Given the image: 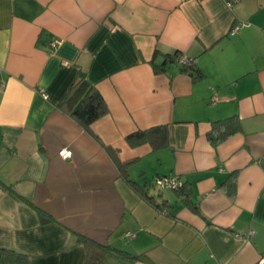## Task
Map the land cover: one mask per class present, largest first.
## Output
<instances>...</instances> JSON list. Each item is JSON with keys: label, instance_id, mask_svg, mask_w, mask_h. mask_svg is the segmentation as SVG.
<instances>
[{"label": "crops", "instance_id": "0c3cea01", "mask_svg": "<svg viewBox=\"0 0 264 264\" xmlns=\"http://www.w3.org/2000/svg\"><path fill=\"white\" fill-rule=\"evenodd\" d=\"M174 53L201 77L154 69ZM81 75L108 109L88 129L64 103ZM0 85V248L28 264H86L82 238L138 257L118 264L264 258V0H0ZM157 126L156 150L126 140ZM175 175L184 194L150 185Z\"/></svg>", "mask_w": 264, "mask_h": 264}, {"label": "trees", "instance_id": "16d2710c", "mask_svg": "<svg viewBox=\"0 0 264 264\" xmlns=\"http://www.w3.org/2000/svg\"><path fill=\"white\" fill-rule=\"evenodd\" d=\"M177 55L178 53H174L165 56L164 61L160 64L154 62V60L151 62L154 69L158 72H161L164 71L166 65L177 62V58L181 56ZM193 61L194 60L190 58L188 64L177 63L180 65L182 71L189 73L194 79H197L201 77V73L195 67ZM64 103L70 114L86 129H88L94 121L106 115L108 111L107 105L97 88L89 83L83 75H81L79 79L72 85ZM238 128L239 123L236 116L214 121L208 133L209 140L213 144H217L236 132ZM126 140L131 146L150 144L151 148L156 150L164 145L167 140V134L164 127L157 126L146 130L135 131L129 134L126 137ZM127 164H129V162H126L125 165L120 163L118 165L120 170L123 171V175L129 182L130 186L135 191L139 192V194L149 204L157 209L162 208V204H157L152 197L147 196L145 190L140 187L138 183L128 180L125 172ZM233 174L230 175L232 178L234 177ZM185 185L186 183L182 179L181 186L175 188L173 191L183 193L186 188ZM80 240L84 241L86 245V264H107L109 260L118 264L127 260L132 261L134 259H138V257L124 254L123 252L110 246H101L85 238ZM0 264H28V259L26 255L21 252L8 248H0ZM149 264L153 263L149 261Z\"/></svg>", "mask_w": 264, "mask_h": 264}, {"label": "built area", "instance_id": "2783aa9c", "mask_svg": "<svg viewBox=\"0 0 264 264\" xmlns=\"http://www.w3.org/2000/svg\"><path fill=\"white\" fill-rule=\"evenodd\" d=\"M240 0H225V2L227 3L228 6H232L233 4H235L236 2H238ZM235 31V29H233L231 31V33L233 34ZM59 41L58 40H53L52 42V46L58 44ZM190 61V58L187 57L186 55H181L177 58V62L179 64H188ZM1 88V85H0ZM58 155L62 158V159H67L70 158L72 155V151L69 148L63 147L58 151ZM182 184V179L180 176L175 175V176H156L152 179L151 181V186L153 188L159 189V190H174L175 188L181 186ZM253 231H250V233H252ZM130 236H133V234H129ZM255 264H264V258H260L258 261L255 262Z\"/></svg>", "mask_w": 264, "mask_h": 264}]
</instances>
